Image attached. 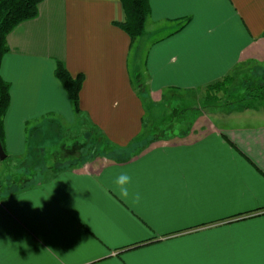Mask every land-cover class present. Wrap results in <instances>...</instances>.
<instances>
[{
	"label": "crops",
	"instance_id": "obj_1",
	"mask_svg": "<svg viewBox=\"0 0 264 264\" xmlns=\"http://www.w3.org/2000/svg\"><path fill=\"white\" fill-rule=\"evenodd\" d=\"M148 4L133 43L115 24L125 18L120 0H42L7 34V158L24 161L44 123L78 117L132 157L98 156L0 189V264H264V111H197L167 136L170 111L146 110L264 61V0ZM58 62L83 76L79 115Z\"/></svg>",
	"mask_w": 264,
	"mask_h": 264
},
{
	"label": "rangeland",
	"instance_id": "obj_2",
	"mask_svg": "<svg viewBox=\"0 0 264 264\" xmlns=\"http://www.w3.org/2000/svg\"><path fill=\"white\" fill-rule=\"evenodd\" d=\"M237 69L240 70L234 75L235 78L233 77V79L234 81L240 80L239 85L242 84V79L249 80L262 74L264 71V61L251 60L237 66ZM240 93L238 89H234L230 94H224L217 90L207 94L204 89L189 94L178 93L166 97L167 102L163 101L155 107H147L146 110L148 112L153 111L154 115H156V112L159 115L163 111H170L169 118H163L165 123L162 124V132H160L168 136L173 131L175 133L183 128V124L178 122V117L180 116L181 118L184 116V122L186 121L187 125L197 115V111L204 115H209L213 111L219 114L241 108L244 102L238 100L241 95ZM162 114L165 116L166 113ZM172 118L177 120L173 122V126H170ZM44 124L41 125L36 134L31 133L32 135L30 136L31 149L32 146L33 148H37L38 144L41 145L38 146L41 152V161L35 162L32 159L33 157H26L25 161H18L10 156L0 160V189L12 191L24 188L31 181L44 177L52 169L79 168L82 165V161L87 157L95 153H98V156H102L104 152L109 153L111 151V149L105 150L108 147L105 146L102 141L103 139L100 138V134L94 129H90L82 117L71 124L60 122L57 124V127L45 124L46 128L44 129ZM172 127H174L173 130H171ZM41 128L44 130H41ZM150 134L148 133V135ZM152 136L153 133L150 137ZM94 143L98 145L96 151L92 150L93 146L91 144ZM87 147L91 148L88 149ZM83 153L84 155L81 156ZM98 156L95 155L94 158Z\"/></svg>",
	"mask_w": 264,
	"mask_h": 264
},
{
	"label": "trees",
	"instance_id": "obj_3",
	"mask_svg": "<svg viewBox=\"0 0 264 264\" xmlns=\"http://www.w3.org/2000/svg\"><path fill=\"white\" fill-rule=\"evenodd\" d=\"M42 0H0V63L3 55L8 51V46L6 44L7 34L20 22L32 19L37 15V6ZM125 18L121 23H115L118 27L126 32L129 36L131 43L136 41L141 37L145 30V24L149 17V4L148 0H120ZM240 69L235 67L231 72L223 76L218 81L205 87V92L207 94L211 91H220L224 94H230L234 89H238L241 92L238 100L244 102L241 108H236L239 110L260 108L264 111V71L262 74L255 76L251 79H242V84L239 81H234L235 74L238 73ZM55 76L61 82L63 88L67 92L70 103L73 107L74 112L79 115L80 110L78 107V93L81 88L83 81V76L78 74L72 77L68 71L64 68L62 63H57L55 68ZM135 83L138 90L144 92L143 80L140 81V76L137 74L135 76ZM9 105V84L3 80L0 76V145L3 148V118L5 112ZM79 118V117H78ZM90 129L95 128L88 126ZM99 133V132H98ZM105 146L111 149V151L104 152L102 156L112 158L115 161H127L130 160L132 155L127 154L126 149H120L114 146L112 143L107 141L101 135H99ZM99 143V142H98ZM31 141H29V145ZM40 144H38L39 146ZM32 146L26 153V157H30L35 162L41 161L40 149ZM41 146V145H40ZM93 146L92 150L96 151L98 145L97 143L91 144ZM90 149L91 147H87ZM95 148V149H94ZM31 149V150H30ZM88 152V151H87ZM98 154V153H97ZM96 153L87 157L82 164L94 156H98ZM84 155L81 154V156ZM25 157V158H26ZM7 158V157H6ZM25 161V159H24Z\"/></svg>",
	"mask_w": 264,
	"mask_h": 264
},
{
	"label": "clouds",
	"instance_id": "obj_4",
	"mask_svg": "<svg viewBox=\"0 0 264 264\" xmlns=\"http://www.w3.org/2000/svg\"><path fill=\"white\" fill-rule=\"evenodd\" d=\"M130 177H128L126 174H121V176L118 178L117 183L120 185L125 184V182L129 181ZM122 192L124 195H127L126 189H122Z\"/></svg>",
	"mask_w": 264,
	"mask_h": 264
},
{
	"label": "water",
	"instance_id": "obj_5",
	"mask_svg": "<svg viewBox=\"0 0 264 264\" xmlns=\"http://www.w3.org/2000/svg\"><path fill=\"white\" fill-rule=\"evenodd\" d=\"M5 157H6V154H5L3 148H2L1 145H0V160L5 159Z\"/></svg>",
	"mask_w": 264,
	"mask_h": 264
}]
</instances>
